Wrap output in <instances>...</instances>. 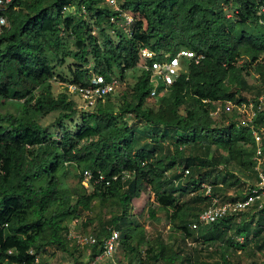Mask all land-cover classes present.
Returning a JSON list of instances; mask_svg holds the SVG:
<instances>
[{"label":"trees","instance_id":"trees-1","mask_svg":"<svg viewBox=\"0 0 264 264\" xmlns=\"http://www.w3.org/2000/svg\"><path fill=\"white\" fill-rule=\"evenodd\" d=\"M118 5L134 19L130 35L111 22L117 13L104 0H14L7 11L8 27L0 33V97L23 101V112L19 117L0 116V264H33L46 246L68 252L71 244L78 253L87 249V261L81 264H90L102 252L100 239L111 230L119 232V244L137 255L142 228L127 211L144 185L150 188L154 202L171 212L170 219L179 221L177 229L184 240L220 246L223 264H234L226 257L229 249L241 252L252 244L258 251L264 250V244L257 245L264 233V208H251L192 229L202 210L194 213L178 203L190 195L194 202L209 206L212 197L220 200L215 187L223 185L235 193L221 203L245 198L248 184L256 181L252 131L261 136L264 157V107L254 100L255 116L250 123L219 128L213 127L212 113L217 104H249L231 92L228 84L245 85L236 66L240 57L254 63L264 54V0H119ZM66 7L75 8L77 16H66ZM85 15L94 21L100 38ZM105 26L116 30V42ZM64 37L74 40L72 56L77 64L69 78L59 76L63 84L85 86L94 74L122 82L127 71L142 63L141 49L152 51L159 60L180 50L202 58L198 63L188 62L156 109L145 107L152 86L151 72L143 69L130 100L122 95L117 113L111 95L92 111H78L65 91L57 97L51 92V81L56 78L52 63H64L58 59L61 53L65 58ZM52 112H58V135L49 141L51 136L36 117ZM130 115L159 131L151 137L153 146L139 143L126 122L125 116ZM76 116L80 123L71 133L64 122ZM164 129L174 132L171 155H162L161 143L167 137ZM243 145L250 147L249 154L244 153ZM195 146L224 151L225 163L234 164L240 175L226 171L218 184L213 162L194 155L178 163L179 156ZM177 164L183 167L181 173H170ZM67 166L79 170L76 176L82 192L74 205L65 193ZM85 170L93 174L87 187L82 184ZM125 173L130 177L125 178ZM204 183L211 186L210 196L202 193ZM109 199L118 201L122 213L111 219L101 236L92 233L98 240L95 245L79 247L67 239L68 224L78 219L80 211L90 210L95 200ZM148 211L154 218V211ZM136 239L137 245L131 247ZM145 254L146 258L138 255L135 264L175 261L172 256L164 257V247L159 251L150 247ZM192 260L188 255L184 262L191 264Z\"/></svg>","mask_w":264,"mask_h":264},{"label":"rangeland","instance_id":"rangeland-1","mask_svg":"<svg viewBox=\"0 0 264 264\" xmlns=\"http://www.w3.org/2000/svg\"><path fill=\"white\" fill-rule=\"evenodd\" d=\"M118 1L119 0H117V2ZM65 14L66 16L76 17L78 12L72 7L66 11ZM84 19L87 23L92 25L94 35L100 38L98 30L93 26L94 21L87 15L84 16ZM105 30L112 40L116 42V30L106 26ZM63 42L65 44V58H62V53L58 55V59H64L63 65H57V60H54L52 63L54 65V73L56 77L51 81V92L54 97H57L65 91V84L61 83L60 77L66 79L69 78L70 70L75 69V65L77 64L72 56L76 51L73 45L74 40L70 37H64ZM188 62L189 61L186 59L182 60L183 64L181 70H186ZM142 65L143 64L140 62L136 68L127 71L122 82H118L115 90H113L111 94V102L115 113L119 111L122 104V95L130 100L132 88L143 71ZM236 66L241 69L240 74L245 85L242 86L237 82H233L228 84L229 90L231 92H236L238 98L243 97L249 103L257 100L261 103V106L264 107V76H261L260 74V72L264 74V54L260 55L258 60L254 63H250L246 57L242 56L237 61ZM260 67H263L261 71ZM158 82L160 83V81ZM166 94L167 93L162 89L157 90V94L154 98H148L145 107L156 109L159 99ZM70 99L73 100L75 104L77 103V105L80 103L75 96H73V98L70 96ZM32 104L33 103L31 102L30 105ZM22 107L23 101H14L0 97V116L11 115L13 117H19L23 112ZM27 108L29 109V107ZM217 108H219V110H215V112L212 113V121L213 127L218 128L230 123L244 124L246 122V116L253 112L251 106H248L244 113H240L235 107L223 111V106H220V104L216 105V109ZM180 113L183 116L184 110H181ZM57 118L58 112H52L46 116L36 117L40 126L51 136L49 141L55 140L58 135ZM125 118L128 127L134 131L135 137H137L139 143L141 145L146 143L153 146L151 137H154L159 131L141 120H135L131 115L125 116ZM79 123V117L76 116L72 120H66L64 125L69 132L75 133ZM159 130L161 131L163 129ZM164 131H166L167 137L161 143L163 148L162 155H171L174 150V132L169 129H164ZM241 148L245 154H249V146L243 145ZM194 155L214 163L216 166L215 173L218 174H216L218 184L225 176L226 171H231L240 175L234 164L225 163L226 153L213 147L210 149L198 146L188 148L182 153V156H179L178 163L180 159H185ZM182 168L181 165L178 166L177 164L170 173H181ZM67 170L69 171V174H67L64 179V185L66 188L65 193L71 196V205H74L76 196L82 192L76 176L79 170H75L70 166H67ZM255 182L256 181L253 180L250 184H254ZM215 191L219 195V201H225V199L229 197L228 194L234 196L235 193L234 190H231L229 193L230 190L227 189L226 185H223L222 188L215 187ZM192 198L193 197L190 195L184 196L179 199L178 203L193 210L194 213H197L208 206V204L204 202H194ZM149 209L154 211V218L149 216ZM121 213V207L116 199H109L101 202L95 200L92 202L90 210L80 211L78 219L68 224V228L74 233H95L99 237L102 235L103 228L110 227L109 223L111 219ZM127 213L134 219L133 221H136L142 228V239L141 243L138 245L139 253L137 255L128 252V249H125L120 243L115 254V261L117 263L128 264L129 261H132V264H135L138 255L142 258H146L145 252L148 248L151 247L155 249V251H159L161 247H164V257H174V264H186L184 260L188 255H192L193 260L191 264H223L220 259L222 254L220 246L203 244L201 240L198 242H194L193 240L186 242L184 240V234L177 229L179 221L170 219L171 212L167 213L154 202V196L147 185L143 186L140 197L131 202ZM243 218L244 217H241L240 221ZM137 243V239L132 241L131 247H135ZM261 244H264V233L262 234L261 242L257 243V245ZM72 246V244L69 245L68 252H62L54 247L46 246L39 253V262L41 264H77L75 261L77 259L80 264L81 262L85 263L88 258L87 249L78 253V251H74L75 249ZM72 252L74 253V256L71 255ZM226 257L234 264H263L264 250L258 251L256 246L249 244L245 251L238 252L233 249L227 250ZM108 263L109 261H106L104 264ZM155 264H163V261H159Z\"/></svg>","mask_w":264,"mask_h":264},{"label":"built area","instance_id":"built-area-1","mask_svg":"<svg viewBox=\"0 0 264 264\" xmlns=\"http://www.w3.org/2000/svg\"><path fill=\"white\" fill-rule=\"evenodd\" d=\"M13 2L14 0H0V33L4 28L8 27L7 11ZM104 2L113 12L117 13L116 16L110 18L111 22L115 23L123 33L130 35L134 24L133 17L120 9L117 0H104ZM69 9H71V7H66L63 11L66 12ZM261 11L264 12L263 5H261ZM227 17H231V15H227ZM155 57V54L148 49L140 50L142 67L151 72L150 84L152 89L149 98H154L157 94V90L161 87L167 92V88L174 83L181 72H184L181 70L183 59L198 63L202 58L196 53L188 50H180L175 56H167L160 60ZM147 62H149V64H147ZM158 81H160V83ZM118 82L120 81L117 80L116 77L107 80L102 75L94 74L91 76L89 83L85 86L65 83V92L69 97L71 96L73 98V96H75L79 100L80 103L78 105L76 103L78 111H92L99 103L104 102L108 95L112 94ZM248 106L253 108L252 103H243L237 106L231 102H226L223 107L225 110H230L235 107L240 113H244ZM216 110H219V108ZM254 116L255 113L253 111L246 116L245 123H250ZM252 135L256 143V151L253 158L256 182L254 184H248L245 198L221 203L216 197H212L211 204L200 212L197 221L192 224V229H196L198 225L213 223L224 217L235 216L251 208H264V157L262 155L261 136L258 131H252ZM187 174L188 171H185L184 175ZM123 175L125 178L130 177L129 173ZM82 177V184L87 187L88 183L93 179V174L89 170H85L83 171ZM116 178L117 177H114V180ZM102 179L103 177L100 175L99 180ZM106 184H108V182H106ZM201 187L204 195H211V186L209 184L204 183ZM67 239L73 240L79 247L95 245L98 242L97 238L92 233H74L72 230L68 231ZM100 241L102 242V252L92 259L90 264H104L106 261H109L111 264H119L114 260L119 247V232L117 230H111L109 236L101 238ZM11 252L12 251H8L9 254H11ZM29 254L32 255L33 252L30 251ZM3 264H7V262L5 261ZM33 264H39V257L35 258Z\"/></svg>","mask_w":264,"mask_h":264}]
</instances>
